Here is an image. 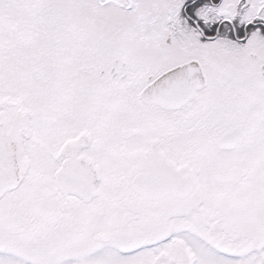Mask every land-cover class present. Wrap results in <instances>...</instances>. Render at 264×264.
I'll return each mask as SVG.
<instances>
[{
	"label": "snow or ice",
	"instance_id": "obj_1",
	"mask_svg": "<svg viewBox=\"0 0 264 264\" xmlns=\"http://www.w3.org/2000/svg\"><path fill=\"white\" fill-rule=\"evenodd\" d=\"M0 264H264V0H0Z\"/></svg>",
	"mask_w": 264,
	"mask_h": 264
}]
</instances>
